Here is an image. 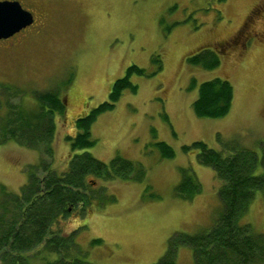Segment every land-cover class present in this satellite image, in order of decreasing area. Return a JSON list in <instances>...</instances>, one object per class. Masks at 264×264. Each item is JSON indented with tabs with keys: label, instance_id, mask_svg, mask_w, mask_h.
Wrapping results in <instances>:
<instances>
[{
	"label": "rangeland",
	"instance_id": "1",
	"mask_svg": "<svg viewBox=\"0 0 264 264\" xmlns=\"http://www.w3.org/2000/svg\"><path fill=\"white\" fill-rule=\"evenodd\" d=\"M17 1L35 21L0 39V100L5 88L13 87L25 100L34 90L65 95V114L55 118L53 140L52 167L58 173L71 154L83 151L105 162L119 155L145 170L143 181L88 177L90 202L61 222L63 232L74 233L71 254L91 264H152L175 233L209 229L222 210L219 181L188 147L195 140L215 149L237 141L256 152L254 172L262 171L264 0ZM205 48L224 50L219 66L205 70L186 63L188 54ZM131 64L152 75L132 73L137 90L124 89L114 107L98 115L91 124L93 146L72 151L64 136L74 134V119L106 100L112 82ZM214 77L233 86L230 110L218 118L197 116L191 103L199 83ZM5 97L18 101L15 95ZM5 110L2 105L0 114ZM158 141L171 146L174 155L161 157ZM40 156L39 149L14 140L0 143V184L18 192L28 177L26 166ZM181 169L200 182L191 200L176 195ZM240 222L264 232L261 191ZM175 261L194 264L192 248L178 245Z\"/></svg>",
	"mask_w": 264,
	"mask_h": 264
},
{
	"label": "trees",
	"instance_id": "2",
	"mask_svg": "<svg viewBox=\"0 0 264 264\" xmlns=\"http://www.w3.org/2000/svg\"><path fill=\"white\" fill-rule=\"evenodd\" d=\"M216 49L192 52L185 61L205 70L216 68L225 53L222 48ZM154 61L160 69L161 61L157 57ZM132 73L152 75L145 74L135 64L127 66L124 75L110 85L106 100L74 119V134L64 136L72 151L93 146L96 139L91 136V124L98 115L111 110L124 89L137 90L130 80ZM1 94L15 95L18 101L12 103L5 96L0 100V107L6 108L0 114V143L14 140L22 146L39 149L41 156L37 163L26 166L28 177L18 192L0 184V264H91L85 257L70 253L75 245L74 233L63 232L61 222L68 213L90 202V194L85 191L88 177L143 181L145 170L137 162L119 155L105 162L83 151L71 154L66 169L58 173L52 167L53 140L55 118L65 114V95L61 96L57 90H34L32 99L25 100L19 97L17 87L5 88ZM232 100L231 83L214 77L199 83L191 107L197 116L218 118L229 112ZM163 118L168 121L165 113ZM156 144L161 157L174 155L165 142ZM184 147L196 150L198 163L213 169L219 181L222 210L209 229L171 236L166 252L152 264H176V248L180 244L192 248L194 264H264V232L254 233L248 223L240 222L255 192L261 191L264 197V155L260 159L262 171L255 173L259 162L256 152L237 141L223 142L219 149L201 140ZM181 175L175 186L176 195L191 200L200 192V182L189 169H181Z\"/></svg>",
	"mask_w": 264,
	"mask_h": 264
},
{
	"label": "water",
	"instance_id": "3",
	"mask_svg": "<svg viewBox=\"0 0 264 264\" xmlns=\"http://www.w3.org/2000/svg\"><path fill=\"white\" fill-rule=\"evenodd\" d=\"M33 22L32 13L17 0H0V39H5Z\"/></svg>",
	"mask_w": 264,
	"mask_h": 264
},
{
	"label": "flooded vegetation",
	"instance_id": "4",
	"mask_svg": "<svg viewBox=\"0 0 264 264\" xmlns=\"http://www.w3.org/2000/svg\"><path fill=\"white\" fill-rule=\"evenodd\" d=\"M32 13V15H33V21H35V15H34V13L33 12H31ZM33 23V22H32ZM13 36V35H12ZM7 39V38H6Z\"/></svg>",
	"mask_w": 264,
	"mask_h": 264
}]
</instances>
